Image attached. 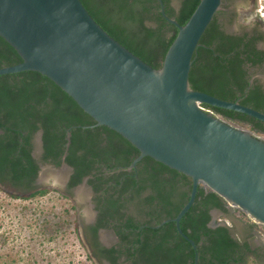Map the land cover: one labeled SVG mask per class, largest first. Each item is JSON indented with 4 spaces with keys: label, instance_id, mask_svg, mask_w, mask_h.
<instances>
[{
    "label": "trees",
    "instance_id": "16d2710c",
    "mask_svg": "<svg viewBox=\"0 0 264 264\" xmlns=\"http://www.w3.org/2000/svg\"><path fill=\"white\" fill-rule=\"evenodd\" d=\"M81 1L114 39L152 67L162 66L178 28L164 17L160 0ZM162 1L167 16L175 18L181 25L186 24L200 2L181 0V6L176 10L169 0ZM234 50L233 46L220 42L214 17L195 53L190 85L194 90L239 101L264 113V91L246 78L245 59L240 57L241 52ZM21 61L17 50L0 35V68ZM203 106L228 120L249 124L252 130L264 133V122L253 116L208 104ZM95 124L93 117L47 76L31 70L0 75V184H12L25 190L36 188L34 183L39 168L32 155V139L41 129L43 160L58 165L67 153L65 161L74 168L70 187L91 175L90 183L95 192L104 190V196L97 197V226L89 227L93 238L96 239L99 227L109 226V219L119 218V236L134 247V251H128L129 257L134 259L133 264H245L249 256H256L248 243L241 244L231 237L227 226H210L212 210L225 213L228 209L221 196L202 185L194 204L180 221L182 230L197 244L195 250L178 233L176 223L169 220L188 201L191 179L150 156L139 161L136 169L105 175L104 169H127L140 152L120 133ZM120 185L118 195L110 193ZM144 191H147L146 195H143ZM51 192V188L44 187L24 197L11 196L27 199ZM129 203L138 204L137 214L148 217V226L140 229L134 216L121 211L128 208ZM23 209L25 212L26 207ZM75 210L76 206L72 204L54 216L41 213L36 217L44 237L56 241L76 230ZM162 222L161 226H154ZM103 252L116 260L114 249Z\"/></svg>",
    "mask_w": 264,
    "mask_h": 264
},
{
    "label": "water",
    "instance_id": "95a60500",
    "mask_svg": "<svg viewBox=\"0 0 264 264\" xmlns=\"http://www.w3.org/2000/svg\"><path fill=\"white\" fill-rule=\"evenodd\" d=\"M160 2L178 34L162 66L154 68L105 31L81 0H0V35L22 58L1 67L0 75L31 70L47 76L95 125L115 130L139 150L131 167L150 156L188 176L189 199L169 220L197 250L180 221L200 185L264 226V139L201 105L263 122L264 113L190 85L195 53L222 0H200L184 25L168 17Z\"/></svg>",
    "mask_w": 264,
    "mask_h": 264
},
{
    "label": "rangeland",
    "instance_id": "374dc122",
    "mask_svg": "<svg viewBox=\"0 0 264 264\" xmlns=\"http://www.w3.org/2000/svg\"><path fill=\"white\" fill-rule=\"evenodd\" d=\"M172 3L175 7H179L181 0H172ZM218 117L228 121L220 114ZM228 122L232 124L230 120ZM235 126L252 130L242 124L235 123ZM252 131L264 139V134ZM35 141V155L38 157L42 151L39 135L36 136ZM57 170L58 168L50 165H43L35 184L36 188L28 192L19 190L11 184H0V264H92L87 257V250L80 241L83 237L81 225L90 217L87 215L86 207L91 215L94 213L89 203L92 198L91 190L85 185H80L73 192H68L65 189L67 172L61 173ZM43 187L51 188L52 192L43 197L27 199L11 196L24 197ZM79 188L82 191L80 195ZM72 204L76 206V212H73L77 217L78 228L66 233L64 238L58 237L56 241H48L41 233L36 217L41 213L54 216L62 213L64 208H70ZM24 207H26L25 212ZM233 209L235 210L230 208L227 213L214 209L212 216L215 221L221 219L229 225L239 237L248 233L252 235L249 228L253 225L250 220L245 219V213L239 209L234 212ZM254 228L264 229L260 225L253 226V231ZM107 234L108 232H105L104 236ZM261 251L262 255L259 259L248 257L245 264H264V246Z\"/></svg>",
    "mask_w": 264,
    "mask_h": 264
},
{
    "label": "flooded vegetation",
    "instance_id": "af4514ba",
    "mask_svg": "<svg viewBox=\"0 0 264 264\" xmlns=\"http://www.w3.org/2000/svg\"><path fill=\"white\" fill-rule=\"evenodd\" d=\"M169 4L174 7L176 10H179V7H175L172 3V0H169ZM216 22L218 24L220 42H226L228 45L233 46L235 48L234 52H241L240 57L245 59L243 63V67L246 69V78L249 79L251 84L259 85L261 89L264 91V0H222V4L217 14L215 15ZM246 124V123H245ZM249 125V124H248ZM258 132L257 130H254ZM261 133V132H258ZM264 134V133H262ZM39 135L40 144H41V153L37 157L35 155L36 152V136ZM70 131L68 134L69 138ZM43 132L42 130H38L32 139L33 149L32 155L36 159L38 163V175L36 177L35 183L38 181V177H40L42 166L50 165L54 168H58L57 171L61 173L67 172L66 178V190L68 192H73V190L80 186H87L92 193V198L90 200V204L92 206V210L94 213L89 217V220L81 225L83 237L80 239L81 243L84 245V248L87 250V257L92 264H133L132 257H129L128 251H134V247L132 244L127 243L122 240L117 231V226L121 224L119 222V218H111L109 219L110 223L108 227H99L96 234V239L93 238L91 231L89 230L90 226H97L99 221V210L97 209L98 201L97 197H103L104 190L100 192H95L93 185L90 183V179L93 178L91 175H88L83 178L82 182L77 184L76 186L70 187L69 183L71 181V176L74 173V168L70 166L66 161V152L64 153L61 163L55 164L54 162L48 160H43ZM69 144V141L67 145ZM134 161V160H133ZM133 163V162H132ZM132 165V164H131ZM131 165L124 169L123 167L104 169L105 175H110L113 173H120L125 170H132L136 167H131ZM106 168V167H104ZM59 175V174H58ZM112 184V182H110ZM12 185V184H11ZM13 186V185H12ZM18 188L19 190L28 192L30 190H25L22 187L13 186ZM120 186L114 187L110 190V193H114L115 196L120 193ZM44 188V187H43ZM82 188V187H81ZM41 189V188H40ZM80 189V188H79ZM78 189V190H79ZM39 190V189H38ZM32 193V192H31ZM30 193V194H31ZM147 191L143 192V195H146ZM131 194H128L127 197H130ZM131 199V197H130ZM129 199V202L131 201ZM137 208H139L138 204L129 203L128 208L121 209L122 212H127L129 215L135 217L136 221L139 223V228L142 229L148 226V217L145 214L138 215ZM226 208L228 211L230 208H234L226 202ZM234 212H236L233 209ZM224 213V212H223ZM227 213V212H225ZM126 218V217H125ZM116 223V227H115ZM161 224V223H160ZM253 226H257L255 223L251 222ZM159 225V224H157ZM157 225H154L157 227ZM227 226L229 228V233L231 237L240 241L241 244L248 243L252 250H254L257 254L256 256H249L259 259L262 255V247L264 246V240L261 238L260 231L254 228L253 226L249 228L252 235L249 233L246 236L239 237L237 234L233 232V229L225 224L221 219L217 221L214 220L212 216V220L210 222L211 227L217 226ZM139 230V229H138ZM252 230V231H251ZM108 232V235L105 237L104 233ZM108 237V238H107ZM114 249V256L116 260L110 258L111 255H105L102 253V250ZM134 256V255H133Z\"/></svg>",
    "mask_w": 264,
    "mask_h": 264
},
{
    "label": "built area",
    "instance_id": "2783aa9c",
    "mask_svg": "<svg viewBox=\"0 0 264 264\" xmlns=\"http://www.w3.org/2000/svg\"><path fill=\"white\" fill-rule=\"evenodd\" d=\"M201 107L203 108V109H205V110H207V111H210V112H212L213 114H215V115H217L218 116V114H216V113H214L211 109H208V108H205L203 105H201ZM229 121V120H228ZM231 122H232V124L235 126V123L236 124H242V125H246V126H248V127H250V125H248V124H245V123H239V122H237V121H232V120H230ZM236 127H239V126H236ZM239 128H241V127H239ZM251 128V127H250ZM243 129V128H242ZM258 133V132H257ZM261 137V136H260ZM237 209V208H236ZM244 216H245V219H248V220H250V222H253V223H255L257 226L258 225H260V226H263L261 223H258L257 221H255L254 219H252L251 217H249L248 215H246V214H244ZM264 227V226H263ZM260 231V235H261V238L264 240V229L263 230H259Z\"/></svg>",
    "mask_w": 264,
    "mask_h": 264
},
{
    "label": "bare ground",
    "instance_id": "6f19581e",
    "mask_svg": "<svg viewBox=\"0 0 264 264\" xmlns=\"http://www.w3.org/2000/svg\"><path fill=\"white\" fill-rule=\"evenodd\" d=\"M78 191H79V195L82 194V191H81L80 189H79ZM85 210H86V212H87V215H88V216H91V213L89 212V209H88L87 207H86ZM107 235H108V234H107ZM105 237H106V236H105ZM107 238H108V237H107Z\"/></svg>",
    "mask_w": 264,
    "mask_h": 264
}]
</instances>
